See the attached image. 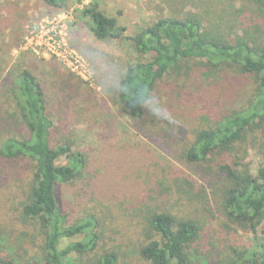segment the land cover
Returning a JSON list of instances; mask_svg holds the SVG:
<instances>
[{
	"label": "rangeland",
	"instance_id": "obj_1",
	"mask_svg": "<svg viewBox=\"0 0 264 264\" xmlns=\"http://www.w3.org/2000/svg\"><path fill=\"white\" fill-rule=\"evenodd\" d=\"M242 4L225 11L230 14L226 31L256 33L264 44V19L255 5ZM93 6L115 20L116 39L100 42L93 37L89 18ZM197 9L191 0H67L55 8L41 0H0V143L9 137H28L12 93L14 75L27 71L44 94L52 121L51 147L68 148L87 161L83 178L60 187L63 211L70 223L95 217L97 256L113 252L119 264H149L140 256V246L146 236L144 219L152 211L199 222L202 229L191 264H227L234 252H243L254 242L264 244V222L256 232L246 231L215 215L211 201L202 205L198 198L202 182L179 157L185 137L201 115L215 116L248 105L256 87L252 78L235 74L211 78L197 68L184 71L182 83L163 106L171 108L180 125L152 117L136 130L116 100L117 83L129 66L141 60L130 39L161 19H182ZM40 27L78 62L76 70L34 46L44 40L27 45L29 32ZM235 151L256 175L262 161L253 144L236 146ZM65 163L64 158L57 162ZM31 166L0 161V259L19 264L37 260L42 242L37 224L20 215ZM96 258L73 256L68 264H94Z\"/></svg>",
	"mask_w": 264,
	"mask_h": 264
},
{
	"label": "trees",
	"instance_id": "obj_2",
	"mask_svg": "<svg viewBox=\"0 0 264 264\" xmlns=\"http://www.w3.org/2000/svg\"><path fill=\"white\" fill-rule=\"evenodd\" d=\"M41 1L50 8L67 2ZM243 1L255 5L260 18L264 19V0H191V5L200 9L198 12H188L182 19H161L141 30L130 39L141 60L129 66L117 83L116 100L133 127L141 130V121L153 117L134 102L141 89H146L164 106L175 86L182 83V73L193 68L205 71L211 78L229 74L252 78L256 87L248 105L215 116L201 115L185 137L179 157L194 169L197 180L202 182V191L198 194L202 205L211 201L215 215L240 229L256 232L264 222V44L260 36L255 37L256 33L226 31L229 24L226 19L230 14H224L235 3ZM245 7L242 4L241 9ZM208 12L217 19H212ZM89 18L90 32L97 41L116 39L119 31L115 20L99 12L96 6ZM12 82L18 117L28 137L3 140L0 161L32 165L29 192L21 205L20 215L37 224L42 237L40 257L25 264H68L73 256L90 254L97 257L94 264H119L113 252L104 251L97 256L96 218L90 216L70 223L60 204V187L72 186L83 178L86 159L68 148L51 147L52 121L35 78L27 71H20ZM167 111L173 116L167 123L180 125L170 107ZM249 143L262 161L256 175L243 163V156L235 155L236 146ZM61 158L66 160L64 165L57 164ZM144 223L146 236L140 246V256L145 261L149 264H191V252L202 229L199 222L152 211ZM233 255L227 264H264V244L254 242L252 247ZM0 264L19 263L0 259Z\"/></svg>",
	"mask_w": 264,
	"mask_h": 264
},
{
	"label": "built area",
	"instance_id": "obj_3",
	"mask_svg": "<svg viewBox=\"0 0 264 264\" xmlns=\"http://www.w3.org/2000/svg\"><path fill=\"white\" fill-rule=\"evenodd\" d=\"M50 33L51 32L46 30V28L44 27H40L38 31H31L29 32L30 40L28 44H26L28 46L32 45V41L34 39H42V41L44 40V44L39 43L38 45L34 44V46L38 47V49L40 50L44 48V50L52 53V55H54L56 59H58V61L63 62L71 69L76 70L78 68V62L74 58H71L70 56H67V54H65L64 50H62L60 46L56 44L54 35Z\"/></svg>",
	"mask_w": 264,
	"mask_h": 264
},
{
	"label": "clouds",
	"instance_id": "obj_4",
	"mask_svg": "<svg viewBox=\"0 0 264 264\" xmlns=\"http://www.w3.org/2000/svg\"><path fill=\"white\" fill-rule=\"evenodd\" d=\"M126 91V89H121ZM134 102L144 107L153 117L159 120L171 122L173 116L165 109L161 103L152 96L146 89H141L134 97Z\"/></svg>",
	"mask_w": 264,
	"mask_h": 264
}]
</instances>
